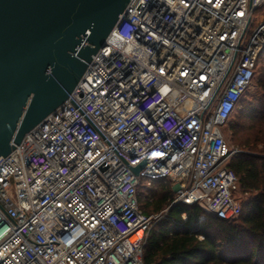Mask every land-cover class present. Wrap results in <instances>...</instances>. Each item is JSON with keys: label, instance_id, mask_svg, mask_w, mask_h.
Returning a JSON list of instances; mask_svg holds the SVG:
<instances>
[{"label": "built area", "instance_id": "built-area-1", "mask_svg": "<svg viewBox=\"0 0 264 264\" xmlns=\"http://www.w3.org/2000/svg\"><path fill=\"white\" fill-rule=\"evenodd\" d=\"M263 53L264 0H132L68 100L0 156V264H145L164 214L140 210L144 182L201 221L237 218L223 131Z\"/></svg>", "mask_w": 264, "mask_h": 264}, {"label": "water", "instance_id": "water-1", "mask_svg": "<svg viewBox=\"0 0 264 264\" xmlns=\"http://www.w3.org/2000/svg\"><path fill=\"white\" fill-rule=\"evenodd\" d=\"M131 1L0 0V156L68 100Z\"/></svg>", "mask_w": 264, "mask_h": 264}, {"label": "trees", "instance_id": "trees-1", "mask_svg": "<svg viewBox=\"0 0 264 264\" xmlns=\"http://www.w3.org/2000/svg\"><path fill=\"white\" fill-rule=\"evenodd\" d=\"M263 68L258 78L260 71L256 72L254 81L257 78L259 88L264 91ZM262 100L264 103V97ZM263 103L258 108L244 107L227 125L234 134L239 133L237 141L241 147L229 163L237 175L239 192L246 196L237 218L224 220L207 215L201 221L204 211L200 207L174 204L170 182L159 180L140 185V210L147 215L164 214L152 227L144 245L145 264H264ZM245 116L250 125H242Z\"/></svg>", "mask_w": 264, "mask_h": 264}, {"label": "rangeland", "instance_id": "rangeland-1", "mask_svg": "<svg viewBox=\"0 0 264 264\" xmlns=\"http://www.w3.org/2000/svg\"><path fill=\"white\" fill-rule=\"evenodd\" d=\"M255 27H256V22L254 23V25L252 27V30ZM263 66H264V53L262 54V57H261L260 61L257 63L256 70L260 71V69ZM261 71L258 73L257 78L261 74ZM257 78L253 82L252 86L247 90V92H246L247 95H246V97H244V99L242 100L241 105L239 106L238 110L234 114V118H236L241 113V111H242V109L244 107H248L249 106L250 108H254V107L258 108V107L262 106V103H263L262 99L264 97V91L259 88V86L257 84ZM241 123H242V125H245L247 123H249L248 125H250L251 122H250V119L245 116ZM223 132H224V134L226 136V140H227V143L230 146V148L240 150L241 147H240V145H239V143L237 141V139L239 137V133H238V135L234 134V132L230 131L227 126L225 127ZM242 135H248V132H244V133L242 132ZM260 147H262V145ZM229 163H227V164L229 165ZM144 184H146V182H144ZM235 197L237 199L241 198L242 201H244L245 198H246V196L243 193L239 192V191L235 192Z\"/></svg>", "mask_w": 264, "mask_h": 264}]
</instances>
